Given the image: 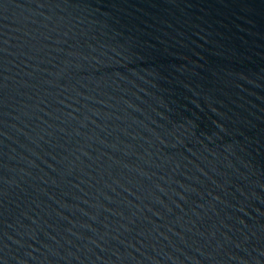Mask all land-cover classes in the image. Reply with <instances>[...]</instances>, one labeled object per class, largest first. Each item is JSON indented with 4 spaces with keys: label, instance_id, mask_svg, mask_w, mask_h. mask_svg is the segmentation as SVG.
Wrapping results in <instances>:
<instances>
[{
    "label": "water",
    "instance_id": "95a60500",
    "mask_svg": "<svg viewBox=\"0 0 264 264\" xmlns=\"http://www.w3.org/2000/svg\"><path fill=\"white\" fill-rule=\"evenodd\" d=\"M0 264H264V0H0Z\"/></svg>",
    "mask_w": 264,
    "mask_h": 264
}]
</instances>
